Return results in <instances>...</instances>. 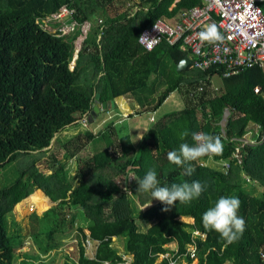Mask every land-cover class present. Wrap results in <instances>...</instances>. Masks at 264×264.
<instances>
[{"label": "trees", "instance_id": "16d2710c", "mask_svg": "<svg viewBox=\"0 0 264 264\" xmlns=\"http://www.w3.org/2000/svg\"><path fill=\"white\" fill-rule=\"evenodd\" d=\"M202 2L0 0V264H14L16 245L21 243L18 234L13 235L8 229V216L14 217V207L17 211L25 204L28 208H43L49 204L48 197L56 204L41 215L35 211L29 215L32 235L46 232L51 239L52 233L59 230L57 221H67L60 212L66 205L75 210L69 220L71 228L78 216L84 222L83 226L77 225L78 260L72 263L66 259L63 264L121 263L124 255L132 256L131 264H170L167 259L158 258L160 253H174L167 247L173 242L177 243L178 254L185 253L187 245L194 243L197 264H264L263 72L254 68L223 78V90L202 103L206 84L214 75L221 76V71L212 68L202 72L189 66L177 72V63L190 57L181 44L171 46L165 40L149 52L139 43L146 27L160 19L176 20L183 11ZM63 7L76 12L73 22L92 25L73 68L81 29L61 37L44 31L37 23L56 15ZM135 8L136 14H132ZM121 9L125 11L121 13ZM199 85L203 92L190 99V90ZM255 87L262 88L261 96L254 94ZM182 89L184 107L160 115L172 94ZM97 94L102 104L110 106L119 98L130 97L139 105L138 115L159 113L137 146L112 124L96 135L87 131L94 123H89L87 129L79 124L92 111ZM226 111L229 117L221 127ZM74 125L85 130L87 142L101 139L104 150L91 158L77 159L81 149H68L61 161L55 159L57 164L51 173L42 172L38 167L42 156L57 135ZM256 128L260 131L253 138L260 143L242 148L243 143L238 140ZM185 130L188 135L181 139L179 133ZM193 132L219 135L223 151L192 162L195 171L187 176L183 173L188 165L170 164L167 153L178 151L182 143L192 144ZM116 146L119 152L114 151ZM238 147L241 163L234 157ZM74 158L81 179L77 186L65 171ZM209 161L218 166L209 165ZM225 162H230L229 168ZM13 163L20 167L14 176L3 172ZM150 169L156 170L160 186L198 180L207 188L191 204L177 202L169 211H163L166 206L152 200L150 193L137 192L134 178H143ZM2 177L6 185H2ZM130 177L131 181L134 179L132 183ZM257 186L262 188L261 195L248 188L254 190ZM36 190L47 197L41 192L33 194ZM221 196L238 197V215L246 221L243 235L226 248L219 234L206 230L202 224L203 213ZM138 206L145 208L139 210ZM136 220L147 224L143 230ZM11 224L16 227L14 219ZM196 230L205 237L196 235ZM87 236L97 242L92 256L85 253ZM22 264L34 263L25 259Z\"/></svg>", "mask_w": 264, "mask_h": 264}, {"label": "built area", "instance_id": "2783aa9c", "mask_svg": "<svg viewBox=\"0 0 264 264\" xmlns=\"http://www.w3.org/2000/svg\"><path fill=\"white\" fill-rule=\"evenodd\" d=\"M263 3L264 0H203L202 4L183 11L176 20L160 19L143 29L139 36V43L149 52L158 48L165 40L171 46L181 44L182 50L190 52L192 69L205 72L213 68L218 72L221 71L222 78H229L254 68L260 69L264 75V67H262L264 65ZM136 12V8L132 10V14ZM75 13L74 10L63 7L56 15L37 22L44 31L61 37L76 32L78 28L81 29L82 35L76 42L77 49L73 64L92 29V25L88 22L84 24L73 22ZM70 21L72 24L69 23ZM99 24H102V21ZM212 24L216 25L223 40L215 44L202 43L198 34ZM141 36L143 40L140 39ZM203 90L202 85L191 89L190 99L199 97ZM253 92L256 96H261L262 88L255 87ZM89 115L84 116L79 122L84 129L89 126ZM259 131L260 128H256L255 133L251 132L245 138L236 140L238 143H243L242 148L246 145L255 146L260 141L258 142L253 136ZM234 157L241 163L240 147L236 148ZM224 165L229 168L230 162H225ZM194 233L205 237V234L199 230ZM91 240L87 236L84 245L92 250L95 249L97 242ZM167 247L170 248V244ZM172 250L174 253L170 251L160 253L158 260L167 259L170 264H197L199 261L194 243L187 245L185 253L178 254L177 246ZM127 260L131 264L130 258L126 257L121 263L108 264H125Z\"/></svg>", "mask_w": 264, "mask_h": 264}, {"label": "rangeland", "instance_id": "374dc122", "mask_svg": "<svg viewBox=\"0 0 264 264\" xmlns=\"http://www.w3.org/2000/svg\"><path fill=\"white\" fill-rule=\"evenodd\" d=\"M122 2V0H119ZM131 4V3H127ZM126 4V8H127ZM132 7V4H131ZM125 8V9H126ZM262 8L264 9V3L262 4ZM121 13H123L125 10L121 9L119 10ZM74 64L72 62L71 67H73ZM223 90V80L219 76L215 75L213 78H211L210 81H208V84H206L205 87V96L203 97V102L206 103L210 99H213L217 96L219 92ZM186 101L185 97V89H182L180 92L173 93V96L170 97V100L167 105L162 107L160 111V115H166L172 112H176L184 107V103ZM102 121L97 123L96 125H90L87 131H94L96 134H100L101 131H104L105 128L109 125H114L117 128V132H119L121 135H133L135 138L133 139L132 144L134 146H137V143H139L140 138L143 137L144 129H138V133L136 131L137 124L134 119H132L134 116L130 115H123V113L119 114V116H116L114 114H109L108 111L105 112ZM108 117V118H106ZM229 117V113L226 111L223 114V118L220 122V126L224 127L227 121V118ZM85 130L82 129L79 125H74L72 128L67 129L65 132L57 135V137L53 140V144L50 147V149L42 156L40 162H38V167L42 172L51 173L52 168L56 166L55 159H58L61 161L63 158V154L68 149H81V152L78 154L77 159H87L91 158L95 155H97L99 152L104 150V142L100 139L97 142L89 143L86 141L85 134L83 133ZM69 140V141H68ZM68 142V143H67ZM114 151L119 152L117 146L114 148ZM23 159V158H22ZM209 165L213 167H217L218 165L213 163L212 161H209ZM16 168L20 170V167H17L15 163L11 164L9 167H7L3 172H11V174H15ZM65 171L67 172L69 179L73 182L74 186H77L78 183L81 182V179L78 175V167L76 164V158L72 159L67 165L65 166ZM14 176V175H13ZM134 179L130 182L132 183ZM2 185H6L5 179L2 177L1 179ZM250 191L253 193V191L256 195H261L262 188L257 186L254 190L251 187H248ZM38 192H41V190H36L33 194H37ZM42 193V192H41ZM46 196L45 194H43ZM30 197V196H29ZM28 197V198H29ZM47 197V196H46ZM27 198V199H28ZM26 200V199H25ZM24 200V201H25ZM23 201V202H24ZM21 202L20 204H22ZM49 204L46 207L43 208H28L25 204L20 208L22 211H17L16 206L13 209L14 217L11 218L8 216V229L11 233L15 232L18 234V240L21 241L20 244H17L18 248L14 252V264H22V262L27 259L28 261H32L34 264H63V261L70 260V262L74 263L78 260L77 252H78V242L79 238L77 225L80 224L81 226L84 225V222H81L79 219V216L76 217V220L74 222L73 227L71 228L69 225V220L71 216H73L75 210L67 205L60 209V212L63 213L62 216H65L66 220L65 222H61L60 220L57 221V227H59L57 232L55 231L52 233L51 239L47 236L45 233H39L37 235H32L30 233V214L35 211L38 215H41L44 211L55 205L56 203L49 200ZM18 204V205H20ZM23 208V209H22ZM145 207H139V210H144ZM184 220L192 222L193 218L191 217H182ZM16 221V227L12 226L11 221ZM136 224L139 228L144 229L147 224L141 223L139 220H136ZM13 233V235L15 234ZM14 241L17 242V236L14 237ZM116 244H119L118 242ZM85 253H87L89 256L93 255V251H91L90 248L84 247ZM130 258V262L132 260L131 256L124 255V258ZM74 261V262H73ZM125 264H129V261L127 260ZM224 264H230L225 262Z\"/></svg>", "mask_w": 264, "mask_h": 264}, {"label": "clouds", "instance_id": "9594fccd", "mask_svg": "<svg viewBox=\"0 0 264 264\" xmlns=\"http://www.w3.org/2000/svg\"><path fill=\"white\" fill-rule=\"evenodd\" d=\"M202 43L215 44L223 40L215 24L209 25L198 34ZM143 40V36L140 37ZM264 67V65H262ZM188 132L179 133L184 139ZM192 144L182 143L178 151H169L167 160L176 166L188 165L184 175L191 176L195 169L192 162L203 157H213L222 154L223 144L219 135H211L204 132H193ZM143 139V138H142ZM138 184L137 192L150 193L152 200H158L166 207L163 211H169L177 202L189 205L198 199L206 190L207 184L200 181L173 183L171 186H160L155 169H150L141 179H136ZM127 191V190H126ZM43 192V191H42ZM44 193V192H43ZM241 201L236 196H221L215 204L207 209L202 215L203 227L208 231H215L224 241V247L237 242L246 230V221L238 215Z\"/></svg>", "mask_w": 264, "mask_h": 264}, {"label": "crops", "instance_id": "0c3cea01", "mask_svg": "<svg viewBox=\"0 0 264 264\" xmlns=\"http://www.w3.org/2000/svg\"><path fill=\"white\" fill-rule=\"evenodd\" d=\"M215 76V75H214ZM213 76V77H214ZM219 76V75H217ZM211 77V78H213ZM220 78H222L221 76H219ZM211 78L209 79V81L211 80ZM223 79V78H222ZM173 96V94H172ZM170 98L167 100L166 104H168ZM147 108H145L146 110ZM140 109H139V105L130 97H122V98H119L117 99L113 106L111 105V107L109 108V111L108 113L109 114H114L116 116H119V114L123 113V115H130V116H134L132 119L135 118V122L134 124H137L136 126V131L138 133V129H144V132H143V135L145 134V132L147 131L149 125L151 124V122L153 121H156L157 118H158V112L157 113H144V114H140L138 115L137 113H139ZM142 111V110H141ZM104 115L106 114L105 112L103 113ZM105 118V116H104ZM108 118V117H106ZM100 121H102V119H98V120H95L94 124L93 125H96L97 123H99ZM115 129L117 130L116 126H115ZM65 132V131H63ZM62 132V133H63ZM95 135H96V132L95 130L92 131ZM255 132V130L253 131V133ZM126 134H123L122 136H125ZM142 135V136H143ZM129 136V135H127ZM131 141L133 142V139L135 138V136L133 135H130L129 136ZM142 139V137L140 138V140ZM138 144V143H137ZM42 192V191H41ZM43 193V192H42ZM44 194V193H43ZM50 201L51 198L48 197ZM53 202V201H52ZM143 230V229H141ZM177 246V243L176 242H173L170 244V248L173 249L174 247ZM127 256H131V255H127ZM132 257V256H131Z\"/></svg>", "mask_w": 264, "mask_h": 264}, {"label": "water", "instance_id": "95a60500", "mask_svg": "<svg viewBox=\"0 0 264 264\" xmlns=\"http://www.w3.org/2000/svg\"><path fill=\"white\" fill-rule=\"evenodd\" d=\"M190 63H191L190 57H185V58L181 59L176 65V71L180 72L182 70H186L190 66ZM113 104L114 103L112 102L111 105L113 106ZM110 106L107 104H102L100 102V94H97L93 109L90 112V115L88 117L89 123L93 124L94 121L97 120L98 118L100 120L103 119V117H104L103 113L109 111Z\"/></svg>", "mask_w": 264, "mask_h": 264}]
</instances>
